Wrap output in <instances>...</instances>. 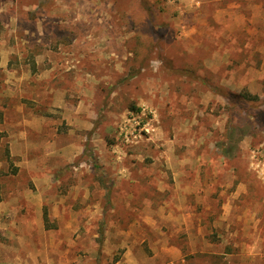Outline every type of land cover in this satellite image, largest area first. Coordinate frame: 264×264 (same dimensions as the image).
Listing matches in <instances>:
<instances>
[{
    "label": "rangeland",
    "instance_id": "374dc122",
    "mask_svg": "<svg viewBox=\"0 0 264 264\" xmlns=\"http://www.w3.org/2000/svg\"><path fill=\"white\" fill-rule=\"evenodd\" d=\"M0 264H264V0H0Z\"/></svg>",
    "mask_w": 264,
    "mask_h": 264
},
{
    "label": "trees",
    "instance_id": "16d2710c",
    "mask_svg": "<svg viewBox=\"0 0 264 264\" xmlns=\"http://www.w3.org/2000/svg\"><path fill=\"white\" fill-rule=\"evenodd\" d=\"M234 98H255L254 96H252L251 94L244 92V93H238V94H234L233 95ZM131 109L132 110H139V108L135 107L134 105H131Z\"/></svg>",
    "mask_w": 264,
    "mask_h": 264
}]
</instances>
